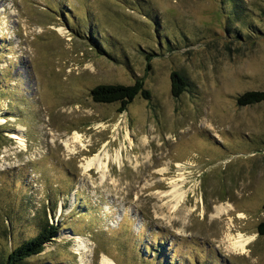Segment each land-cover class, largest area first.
<instances>
[{
    "label": "rangeland",
    "instance_id": "374dc122",
    "mask_svg": "<svg viewBox=\"0 0 264 264\" xmlns=\"http://www.w3.org/2000/svg\"><path fill=\"white\" fill-rule=\"evenodd\" d=\"M237 1L230 20L231 0H0V255L45 208L60 231L22 264H155V241L174 264H264V101H236L264 92V0ZM135 81L150 98L121 113L90 97ZM106 150L120 163L85 169ZM181 173L172 211L160 193Z\"/></svg>",
    "mask_w": 264,
    "mask_h": 264
},
{
    "label": "trees",
    "instance_id": "16d2710c",
    "mask_svg": "<svg viewBox=\"0 0 264 264\" xmlns=\"http://www.w3.org/2000/svg\"><path fill=\"white\" fill-rule=\"evenodd\" d=\"M231 15L230 20L233 19V15L237 12V0H231ZM65 24L69 29L72 30V33L78 37L87 39L93 44L99 51H103V54L106 55L109 53L108 45L104 42L99 41V36L93 34V29L89 28L88 30L80 32L77 29V21L74 20L71 14L63 13ZM165 41V40H162ZM167 42V41H166ZM164 42V43H166ZM168 43V42H167ZM166 43V45H168ZM161 45V44H160ZM151 56L150 54L148 57ZM171 79V93L172 96L177 98L179 97L186 88L188 87V82L186 78L180 73L173 71L170 76ZM137 96H142L144 99L148 100L150 98V93L147 90L143 89L142 82L135 81L133 85H98L90 90L91 99L99 104H113L117 103L120 105L119 113L123 112L126 106L133 101ZM237 105L247 106L260 103L264 101V92L250 91L246 92L236 99ZM9 223L12 222V218L8 217ZM18 221V220H17ZM32 224L35 226L34 233L32 236H29L27 239L21 240L15 247L5 251L0 255V264H22L26 259L31 256L37 255L44 249V244L51 241L57 233L60 231L58 225L50 224L48 217L46 215V209L35 210L34 215L31 218ZM11 230V227L7 228ZM258 234L264 236V221L259 223L257 226ZM158 241L153 242L154 253H155V264H174V257L171 256L168 258L171 252V247L167 250H163L164 247ZM163 255L166 261H163ZM164 259V260H165ZM169 259V260H168ZM187 259V258H186ZM188 260V259H187ZM168 261V262H167Z\"/></svg>",
    "mask_w": 264,
    "mask_h": 264
},
{
    "label": "bare ground",
    "instance_id": "6f19581e",
    "mask_svg": "<svg viewBox=\"0 0 264 264\" xmlns=\"http://www.w3.org/2000/svg\"><path fill=\"white\" fill-rule=\"evenodd\" d=\"M73 136H74L75 141H77V142L80 141L79 135L75 134ZM14 137H16V136H14ZM125 137H126V139H128V132L125 133ZM18 139H19L20 143H22L21 145H24L22 139L21 138H18ZM110 160L117 161L118 163H120L121 154L119 152H117V154L114 157H111L109 155L108 151L106 150V151H104L103 155L97 154V155L93 156L92 158H89L86 161L85 169L88 170L90 168H95V170L100 171L101 173L104 174L106 172L107 164ZM83 168H84V166H83ZM177 168H180V170L185 171V167L178 166ZM179 175H180V178H178V180H174L171 182L172 187H173L171 191L161 192V193L159 192L161 197H165V196L170 197V201H172V206H171L172 211L176 210L177 207L184 201V199L186 197V191H184L182 189V186H181V184H183L185 182V177H184L185 175H184V173H181ZM178 182H180L181 184H178ZM226 211L228 212V210H226V208H224V207L223 208L220 207L217 209L218 214L225 213ZM228 240L230 242L232 250L244 252L246 245L251 240V237H245L242 234H238L235 237H229ZM101 262H102V264H114L113 261H111L110 259H108L106 257H103Z\"/></svg>",
    "mask_w": 264,
    "mask_h": 264
}]
</instances>
